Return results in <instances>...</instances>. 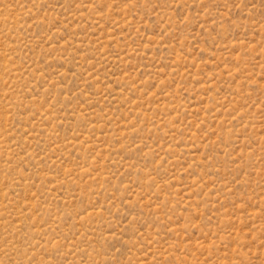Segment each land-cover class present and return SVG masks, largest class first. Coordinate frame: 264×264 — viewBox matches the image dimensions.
<instances>
[{
  "label": "rangeland",
  "instance_id": "obj_1",
  "mask_svg": "<svg viewBox=\"0 0 264 264\" xmlns=\"http://www.w3.org/2000/svg\"><path fill=\"white\" fill-rule=\"evenodd\" d=\"M0 264H264V0H0Z\"/></svg>",
  "mask_w": 264,
  "mask_h": 264
}]
</instances>
